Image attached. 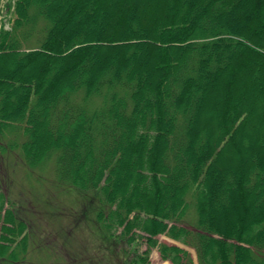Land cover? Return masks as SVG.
Here are the masks:
<instances>
[{"label": "trees", "instance_id": "obj_1", "mask_svg": "<svg viewBox=\"0 0 264 264\" xmlns=\"http://www.w3.org/2000/svg\"><path fill=\"white\" fill-rule=\"evenodd\" d=\"M14 7L0 158L29 174L52 162L81 203L69 226L91 214L98 260L65 264H149L153 250L194 264L159 236L197 264H264V0ZM17 212L0 186V264L25 261Z\"/></svg>", "mask_w": 264, "mask_h": 264}, {"label": "rangeland", "instance_id": "obj_2", "mask_svg": "<svg viewBox=\"0 0 264 264\" xmlns=\"http://www.w3.org/2000/svg\"><path fill=\"white\" fill-rule=\"evenodd\" d=\"M14 0H0V33L3 32L8 19H11ZM2 15V16H1ZM217 110L210 109L209 116L215 115ZM8 140L4 141L8 144ZM15 151V150H14ZM5 153V152H4ZM52 163V162H51ZM35 172L25 171L22 160L17 153L1 155L0 158V186L7 195V199L18 209L17 219L25 226L28 234L25 261L20 264H65L67 254H82V258L98 260L99 249L94 243L97 237L92 235L93 223L91 214L86 223H81L77 229L71 228V214L78 211L80 201L75 194L62 190L56 183L53 164ZM38 175V177L36 176ZM160 242H169L164 236H159ZM194 264L193 249H188ZM81 259L82 261H84ZM19 263V262H18ZM17 263V264H18ZM171 264L160 260L158 252L153 250L149 255V264Z\"/></svg>", "mask_w": 264, "mask_h": 264}]
</instances>
